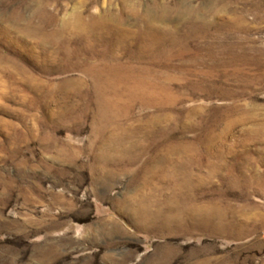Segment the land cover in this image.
Wrapping results in <instances>:
<instances>
[{
	"label": "rangeland",
	"instance_id": "obj_1",
	"mask_svg": "<svg viewBox=\"0 0 264 264\" xmlns=\"http://www.w3.org/2000/svg\"><path fill=\"white\" fill-rule=\"evenodd\" d=\"M0 264H264V0H0Z\"/></svg>",
	"mask_w": 264,
	"mask_h": 264
}]
</instances>
